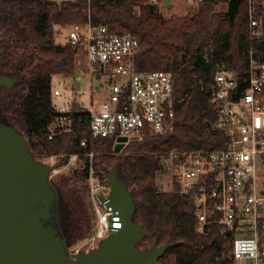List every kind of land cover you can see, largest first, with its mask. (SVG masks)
<instances>
[{
	"label": "trees",
	"instance_id": "16d2710c",
	"mask_svg": "<svg viewBox=\"0 0 264 264\" xmlns=\"http://www.w3.org/2000/svg\"><path fill=\"white\" fill-rule=\"evenodd\" d=\"M185 2L184 12L166 16L149 0H0V71L16 78L11 87L0 85V123L22 132L40 160L56 156L66 164L73 153L80 154L76 166L58 182L53 208L54 226L66 240L95 229L91 172L109 186V173L116 169L135 198V219L145 227L139 246L172 243L158 264H235L232 232L217 222L198 230L194 199L177 186L161 190L158 172L165 151L225 145V133L215 128V75L226 67L245 76L250 50L264 59V42L260 46V40L252 38L248 0ZM88 20L135 35L140 43L138 70L174 73L173 132H146L116 151V138L93 137L88 111L77 110L75 128L57 129L50 138L59 115L52 96L53 75L76 78L85 71L83 51L69 41L58 42L57 36L63 28ZM83 139L88 140L86 147L80 144Z\"/></svg>",
	"mask_w": 264,
	"mask_h": 264
},
{
	"label": "built area",
	"instance_id": "2783aa9c",
	"mask_svg": "<svg viewBox=\"0 0 264 264\" xmlns=\"http://www.w3.org/2000/svg\"><path fill=\"white\" fill-rule=\"evenodd\" d=\"M149 2L166 5L165 0ZM248 3L252 38L261 41L264 0ZM68 29L67 41L85 57L81 82L92 81L87 89L92 94L106 89L108 95L102 102L92 100L89 107L74 100L69 106L54 101L59 115L51 126L50 138L57 129L75 128L73 113L77 110L88 111L93 137H115L117 142L118 137L126 136L125 144L146 132L162 135L175 130V75L169 70H138L135 61L140 43L135 35L91 20L71 24ZM70 78L53 75V99L64 97L65 91L80 93L81 83L74 90L67 87ZM93 80L105 82L94 85ZM211 100L217 114L215 128L225 133V145L165 151L163 168L171 171L174 186L194 199L198 230L204 231L213 222L221 224L232 232L235 264H264V59L254 48L245 76L226 67L218 69ZM74 104L78 105L75 111ZM80 144L86 147L88 140ZM79 155L73 153L70 158L78 159ZM88 155L93 157L94 153ZM51 159L46 161L54 164ZM89 185L97 216L92 239L97 241L121 227L122 222L118 212L101 200V195L108 196L110 187L93 171Z\"/></svg>",
	"mask_w": 264,
	"mask_h": 264
},
{
	"label": "water",
	"instance_id": "95a60500",
	"mask_svg": "<svg viewBox=\"0 0 264 264\" xmlns=\"http://www.w3.org/2000/svg\"><path fill=\"white\" fill-rule=\"evenodd\" d=\"M165 4L170 6L171 0H165ZM81 78L77 77V88ZM15 81L16 78L0 71V85L11 87ZM77 107L74 104L73 111ZM125 141L126 136L118 137L115 150L120 151ZM55 169V164L33 154L22 132L0 123V264H158L172 243L139 246L145 227L135 219V198L116 169L109 173L108 196L100 198L107 208L118 212L122 226L89 251L69 252L54 223L48 221L53 218L51 205L56 188L50 174Z\"/></svg>",
	"mask_w": 264,
	"mask_h": 264
},
{
	"label": "rangeland",
	"instance_id": "374dc122",
	"mask_svg": "<svg viewBox=\"0 0 264 264\" xmlns=\"http://www.w3.org/2000/svg\"><path fill=\"white\" fill-rule=\"evenodd\" d=\"M159 8H160V13L166 16L171 15V14H178V13H182L185 11L186 2L184 0H175L171 3L170 6L160 4ZM68 30H69L68 27L63 28V30H61L62 34H58L57 36L58 42L65 43L67 41ZM76 80H77V77L76 78L71 77L68 80L69 84H67V87L68 88L72 87L73 90L76 89V83H75ZM104 82L105 80H93L94 85H98L99 83H104ZM91 83L92 81L88 79H86V81L84 82L82 79L81 89L79 91L80 93H76V91L74 92L65 91L64 97L54 98V101L58 104H64L66 106H69L74 100L86 107H89L91 105L92 100H95L98 102H102L103 100H105L108 95L107 90L102 89L99 92L92 94L91 92L87 90L89 89ZM81 91L83 93H81ZM50 159L51 158L49 157V158H42L41 160L46 161ZM51 161L54 162L56 169H57L56 171H53L50 174L51 184L56 188V194H55V197L53 198L51 207L55 208L56 210V203H57V198H58V188H57L58 182L61 180V178H63V175L66 174V172H68L71 169V167L76 166L77 159L69 158L66 164H61L62 160L54 156L51 159ZM158 184H159L160 189L163 191L173 190L174 183H173L172 173L168 168H162L158 172ZM48 221L54 223L53 218H51ZM93 234H94V227L92 231L89 232L86 236L78 238L74 241H68L66 240L65 237H63L66 249L72 253L89 251L91 248L99 245L102 241V239H98L97 241H94L92 239Z\"/></svg>",
	"mask_w": 264,
	"mask_h": 264
}]
</instances>
